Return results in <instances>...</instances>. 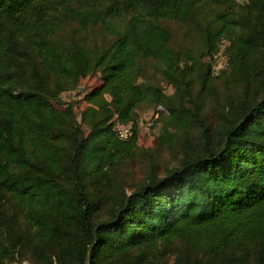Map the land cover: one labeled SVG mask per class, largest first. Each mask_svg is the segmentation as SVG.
<instances>
[{"label":"trees","instance_id":"trees-1","mask_svg":"<svg viewBox=\"0 0 264 264\" xmlns=\"http://www.w3.org/2000/svg\"><path fill=\"white\" fill-rule=\"evenodd\" d=\"M206 1L0 0V188L41 230L68 236L74 228L75 251L85 264H105L116 253L176 235H186L210 252L253 244L250 259L217 264H264V92L252 101L245 91L213 145L204 133L201 150L191 147L179 165L161 177L151 172L124 197L111 218L96 226L76 162L81 146L75 134L78 123L70 107L62 111L48 103L58 100V90L99 69L101 85L87 97L98 107L110 108L93 172L100 177L102 152L130 155L136 146L134 130L128 139L116 136L112 116L134 122L144 104H164L173 114L175 108L167 105L158 81L185 83L186 73L202 66L210 74L208 56L220 39L232 38L231 28L238 23L227 7L213 23L205 24L199 53L181 54L170 48V32L162 21L190 23ZM249 5L254 11L250 9L252 16L245 23L249 35L231 40L230 67L246 63L254 45L264 43V0H249ZM122 14L124 23L114 30L113 41L95 56L87 47L54 37L67 19L86 26ZM140 60L153 61L154 79L145 75ZM50 75L62 80L53 89ZM103 91L110 95L108 101ZM67 113L72 130L63 128ZM61 138L73 145L63 162L53 145Z\"/></svg>","mask_w":264,"mask_h":264},{"label":"rangeland","instance_id":"rangeland-1","mask_svg":"<svg viewBox=\"0 0 264 264\" xmlns=\"http://www.w3.org/2000/svg\"><path fill=\"white\" fill-rule=\"evenodd\" d=\"M101 1L104 4V0ZM248 1L207 0L190 23L163 20L162 24L170 32V48L181 54L187 50L199 53L203 47L205 24L213 23L217 13L227 7L233 10L232 16L238 23L231 28L230 41L234 36L249 35L245 23L247 17L252 16L249 15L252 5L246 6ZM124 19L122 14L107 18L106 23L98 20L86 26L77 20L67 19L59 26L54 37L67 44L75 42L87 47L95 56L98 50L111 44L114 30L123 25ZM257 44L246 63L235 62L220 76L209 74L202 66L189 70L184 78L185 83L159 80L160 88L167 96V105L175 108L174 113L169 115L164 104L141 106L137 110L136 120L130 121L136 134L135 148L130 155L123 152L118 154L113 150L102 152L100 177L93 172L99 161L97 155L101 153L103 145L101 134L110 118V108L98 107L87 97L101 85L99 69L58 90L57 101H48L57 110L70 107L69 113L78 123L75 134L81 140V146L76 162L92 202L94 226L111 218L124 197L143 184L151 172L161 177L177 167L191 147L201 150L204 133L208 135L210 145H213L245 91L252 101L263 94L264 43ZM205 59L207 57L202 61ZM151 63L153 61H139L149 80L157 76L156 68ZM61 81L59 77L48 76L52 89ZM102 97L107 101L110 99L108 92L103 91ZM194 114L198 115L197 118ZM69 116L68 113L63 115V128L66 130L73 129ZM166 137H169L167 141ZM53 145L61 161H68L72 141L61 138ZM59 177L62 181L66 180L62 173ZM74 233V228L69 229L68 236L58 231L41 230L27 220L19 202L0 188V264H85L75 251ZM254 248L253 244L243 249L227 246L223 251L210 252L192 244L186 235H176L169 240L144 242L126 252L116 253L105 264L241 263L243 258L253 256Z\"/></svg>","mask_w":264,"mask_h":264},{"label":"built area","instance_id":"built-area-1","mask_svg":"<svg viewBox=\"0 0 264 264\" xmlns=\"http://www.w3.org/2000/svg\"><path fill=\"white\" fill-rule=\"evenodd\" d=\"M231 45L229 38L219 40L217 47L208 56L209 71L211 75L218 76L227 71L230 66L228 49ZM112 129L120 139H128L133 134V127L130 121H125L113 115L111 118Z\"/></svg>","mask_w":264,"mask_h":264}]
</instances>
